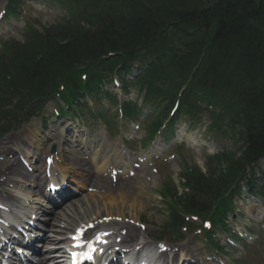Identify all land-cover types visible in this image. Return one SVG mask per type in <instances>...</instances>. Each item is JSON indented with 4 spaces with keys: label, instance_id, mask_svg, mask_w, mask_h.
<instances>
[{
    "label": "trees",
    "instance_id": "obj_1",
    "mask_svg": "<svg viewBox=\"0 0 264 264\" xmlns=\"http://www.w3.org/2000/svg\"><path fill=\"white\" fill-rule=\"evenodd\" d=\"M53 1L67 10L64 20L29 30L25 44L4 45L0 118L35 114L63 83L69 106L84 105L87 97L113 99L107 83L138 63L137 76L122 79L126 90L136 86L165 116L179 98L178 114H205L220 135L243 141L240 151L209 157L206 173L187 170L191 191L170 195L174 229L183 212L225 215L229 192L239 191L247 167L264 156V0ZM10 3L17 7L19 0ZM12 98L18 99L15 109L6 110ZM123 107L129 115L138 110L132 102Z\"/></svg>",
    "mask_w": 264,
    "mask_h": 264
},
{
    "label": "rangeland",
    "instance_id": "obj_2",
    "mask_svg": "<svg viewBox=\"0 0 264 264\" xmlns=\"http://www.w3.org/2000/svg\"><path fill=\"white\" fill-rule=\"evenodd\" d=\"M5 0H0V8H3L5 5ZM62 11L52 3H50L48 0H40L37 2H33L31 0H26L23 4V8L19 11V16L13 17L9 16L4 19V21L1 23L0 26V38L6 39L10 37H15L20 39L22 37V34L24 32L27 21L34 22L38 27H42L46 24H52L55 21L62 18ZM14 35V36H11ZM6 37V38H5ZM2 39V40H3ZM0 40V41H2ZM122 85V84H121ZM115 85L113 87H110L111 91H115L118 94H120V97L122 99L130 98L132 100H135L138 96L137 90L132 88L131 92L128 94H125L122 90V86ZM139 100H141V97H139ZM141 103V101H139ZM88 104L91 107L90 110L83 108V117H85L87 120H89V126L87 125L86 128H84V123L77 119L78 122L75 120L71 121L70 118L57 120L55 117H49L48 119V129L46 131V135L41 130V123L40 118H33L30 122L22 125H18L17 128H14L12 130H9L8 132L4 133L3 135L0 134V138L5 142H10L12 139V135L15 134L18 138L29 137V132L35 129V126L38 129L39 137L44 136H51L55 137L54 140L48 142V147L50 150V146H52L53 143L56 144V142H60V140L64 137H67L70 139V141L66 142L63 146L66 155L69 157L73 156H80L77 155V151L79 150L80 144H88L92 146L93 148H97L98 146L104 150V153L102 154V157L104 160H107L110 162V165H114V163L110 159V153H112V150L115 146H117L119 149H122L123 147V141L122 136L124 134V138L128 140L132 135H134L136 138H142L146 134V130L143 129L142 131L136 132L135 125L131 122L125 124L127 121L123 119L121 122H117L120 119L118 118V114H116V107L112 105L111 102L107 101L106 99H103L100 103L94 101L93 99L89 98ZM54 108V104L51 103L47 110L52 111ZM97 108L103 110L105 113V117L109 120V122L113 125V131L115 132V129L118 127V130L120 131V127L118 124L124 123L126 126H129L128 132L125 133V130L122 128L121 134L111 133L108 132L105 126H103V123L99 121V118L96 117V115H93L94 110H97ZM48 116H52L51 113H46ZM64 121V122H62ZM93 123H95V129H92ZM68 125V128L73 129L72 126H77L80 128H76L72 134L68 133L67 135L62 132V130L65 128V125ZM177 127V132H179L180 139H183L187 142L186 146L183 148L182 152H178L177 150H168L165 151L160 150L161 146H154L147 149L146 152H144L141 149H136L137 153H131L128 152L127 155L124 156L122 161L124 163H131L135 159H131V156L136 154H149L152 153V156H158L161 157V153H164V159L167 161L164 163L162 160L156 165V168L158 169V174H153L151 167L144 166V169H146V174L142 173L141 171L138 172L137 176L135 178H132L127 188L130 187H136V185L144 186V191L142 195H139L142 199V210L139 212L141 219V222H143L147 228V234L151 235L155 240H158L161 236V230L166 222V216H167V207L165 202L162 200V197L159 195V191L161 189V185L168 181L170 178H173L176 183H178L180 179V174L182 172L183 168V159L186 158L188 160L187 163L192 162H198L201 166L204 165V160L208 154H212L213 152H216L221 149V146L228 145L230 146V142L228 140L223 141H215L213 138L214 136L211 133H207L206 130V123L202 124L201 126L197 128L189 127L187 123L184 120H181ZM54 129L57 131L54 132ZM36 130V129H35ZM76 130H82V132H77ZM14 135V136H15ZM64 139V138H63ZM76 139L79 144H74L73 140ZM84 139L86 140L84 143ZM1 140V139H0ZM136 146L138 143H133ZM36 145V144H35ZM9 147L13 146L12 144H8ZM14 147V146H13ZM36 147V146H35ZM165 147V146H164ZM172 147V146H171ZM45 153H47L49 150L46 148ZM116 150V148H115ZM34 153L37 152V150L34 148ZM73 152V153H72ZM46 155V154H45ZM170 155H175V159L170 162ZM42 163H44V155L40 156ZM101 157V158H102ZM82 158L84 159L87 166L90 167L89 159L87 156L82 155ZM110 159V160H109ZM66 166L70 168V163L72 162L71 159L66 158L65 159ZM4 164H2L3 167ZM72 166V165H71ZM120 165H116V168H120ZM144 171V170H143ZM1 174V173H0ZM96 175V174H95ZM99 176H102L99 174ZM109 176V171H108ZM144 176H148L146 179ZM155 176V177H153ZM101 178V177H100ZM153 179V182H151ZM90 190H84V194L81 196V198L84 196H88L90 194H94L96 196V199H98V192L92 191V186H90ZM181 189V188H180ZM80 198V196L78 197ZM80 200V199H79ZM88 201V200H87ZM91 204V203H90ZM243 214L241 218H232V224L233 226L237 228H242L243 225H248L253 227V230L256 233H260L261 226H260V220L262 218L261 215H264L263 208L260 207H246V206H240L239 209ZM146 236V235H145ZM225 236V235H222ZM148 240H150L149 237H147ZM168 240V239H167ZM171 246L179 247L182 246L185 242L189 244L191 248H189L190 252H193V255H195L203 264H210V257L208 255L212 253L208 245L205 241L202 239H198V237L191 233H186L184 235V240L181 242L177 241H170L168 240ZM174 249V247H171V251ZM170 251V252H171ZM227 257H223V263L224 264H264V243L261 241L255 245L251 244L249 246L248 252H243L241 248H230L229 251L226 252ZM193 255L191 257H193Z\"/></svg>",
    "mask_w": 264,
    "mask_h": 264
},
{
    "label": "bare ground",
    "instance_id": "obj_3",
    "mask_svg": "<svg viewBox=\"0 0 264 264\" xmlns=\"http://www.w3.org/2000/svg\"><path fill=\"white\" fill-rule=\"evenodd\" d=\"M36 133V130L30 131V135L34 136ZM19 137V136H18ZM14 138V143L18 146H21L24 144V140L22 138ZM46 140L40 139L39 142L41 145ZM34 142V140H32ZM60 142L58 144V152L60 153L61 158L65 157V151L64 148ZM5 143H0V151H3L5 149L4 147ZM61 151H63V155L61 154ZM79 153H82L79 152ZM85 154H88L84 152ZM90 160L89 162L93 165L92 168L97 171V174L104 173L107 171L109 161H102L101 160V150L100 148H96L92 152L89 153ZM68 157V156H67ZM69 158V157H68ZM80 156H73L71 159H73V173H76L78 170L87 173L86 180L88 181V184H90L93 187L99 188L100 192L98 193V199H96V196L94 194H90L89 197H84L80 202H73L70 203V205L64 204V207L60 211H57V208L51 213L50 217H48L46 230L49 231V233H45V241L43 244V247L39 250V257H38V264H65V260L62 259V257L65 256V249L64 247H61L62 244H67L68 240L66 237L60 236L64 235L66 233V229L70 228L74 224H86L87 219L89 218L90 221L94 222L98 231L101 229L107 230L110 232V236L115 240L116 243L122 242L126 246H132L134 245L137 240L139 239V236L145 233H143L141 230H139L136 226L127 223L126 219L130 218L135 221H140V215L139 212L142 210V199L139 197V195L143 194L144 188H140L139 185L136 186V188L132 187H125L126 184H128V181H125L126 183L113 185V181L109 180L108 178L103 179V181L99 178H95L94 174L91 175V173L86 171L85 168H88L86 166ZM114 159V158H111ZM56 161H59L61 159L55 157ZM7 168L5 169V172H11L12 176H7L5 184L7 183H13L14 184V191L18 196L20 195L21 191L19 189L20 185L22 183H26V180L33 178V176H30L21 166L17 164L15 161L7 160L6 164ZM90 168V170H92ZM35 175H40L34 182L35 188L40 186V179H42L41 174V165H37L36 173ZM18 176L23 177V179L18 178ZM7 192L13 191L11 188H5ZM28 192L29 194H25L22 196V204L27 210H32L35 208V204H32L31 206L25 205L26 200L34 199L35 203L38 202V197L35 196L37 194H33V191H30L26 188L24 190ZM37 191V189L35 190ZM88 200V201H87ZM17 203H20V201L17 199ZM80 203V204H79ZM91 203V204H90ZM15 206L20 207L15 204ZM22 214H26L27 212H22L19 210ZM103 217H106V220H104ZM116 218L122 219V222H119L116 220ZM118 237H121V240L118 241ZM142 242H138L137 244H141ZM118 245V244H117ZM184 248L186 249V254L183 256H191L193 253L190 252L187 245H184ZM43 249V251H42ZM47 250L56 252L52 255L54 258H48L50 255ZM153 251H150L149 254H153ZM164 254V253H163ZM182 255V254H181ZM188 258L184 257V260L186 261ZM183 260L181 264H186V262Z\"/></svg>",
    "mask_w": 264,
    "mask_h": 264
},
{
    "label": "snow or ice",
    "instance_id": "obj_4",
    "mask_svg": "<svg viewBox=\"0 0 264 264\" xmlns=\"http://www.w3.org/2000/svg\"><path fill=\"white\" fill-rule=\"evenodd\" d=\"M89 258H91V257H89Z\"/></svg>",
    "mask_w": 264,
    "mask_h": 264
}]
</instances>
